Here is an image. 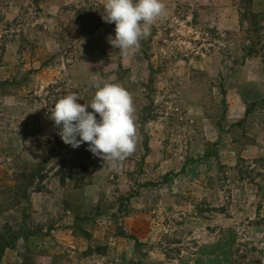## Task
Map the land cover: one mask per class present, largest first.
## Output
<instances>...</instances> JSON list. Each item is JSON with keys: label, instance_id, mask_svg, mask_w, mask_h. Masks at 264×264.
<instances>
[{"label": "rangeland", "instance_id": "obj_1", "mask_svg": "<svg viewBox=\"0 0 264 264\" xmlns=\"http://www.w3.org/2000/svg\"><path fill=\"white\" fill-rule=\"evenodd\" d=\"M163 2L123 56L102 0H0V264H264V0ZM93 75L133 97L115 165L49 119Z\"/></svg>", "mask_w": 264, "mask_h": 264}, {"label": "clouds", "instance_id": "obj_2", "mask_svg": "<svg viewBox=\"0 0 264 264\" xmlns=\"http://www.w3.org/2000/svg\"><path fill=\"white\" fill-rule=\"evenodd\" d=\"M101 5L103 21L115 24V36L109 35L108 42L123 56L138 52L154 23L166 17L163 0H102ZM130 79L135 82L134 76ZM91 87L95 89L91 101L77 103L81 97L69 93L54 103L49 119L65 144L78 148L87 143L88 150L104 164L115 165L136 151L133 97L122 85L102 84L96 75L91 77Z\"/></svg>", "mask_w": 264, "mask_h": 264}, {"label": "trees", "instance_id": "obj_3", "mask_svg": "<svg viewBox=\"0 0 264 264\" xmlns=\"http://www.w3.org/2000/svg\"><path fill=\"white\" fill-rule=\"evenodd\" d=\"M17 237H18V236L14 237V239L17 238ZM8 243H10V242H7L6 244H4V245L1 247L0 253H1L2 251H4L5 247H7V246L9 245Z\"/></svg>", "mask_w": 264, "mask_h": 264}]
</instances>
